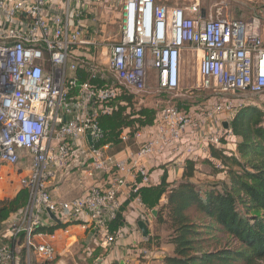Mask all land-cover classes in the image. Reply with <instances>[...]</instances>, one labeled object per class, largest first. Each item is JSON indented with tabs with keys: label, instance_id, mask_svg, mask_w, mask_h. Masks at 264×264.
<instances>
[{
	"label": "built area",
	"instance_id": "2783aa9c",
	"mask_svg": "<svg viewBox=\"0 0 264 264\" xmlns=\"http://www.w3.org/2000/svg\"><path fill=\"white\" fill-rule=\"evenodd\" d=\"M94 1L102 2L0 0V165L23 170L19 185L28 191L24 207L0 228V264H20L19 248L34 255L26 264H60L55 232H38L57 224L49 213L64 233L77 224L102 247L112 244L120 228L110 232L109 224L122 205L126 175L139 178L130 193L144 208L138 190L151 183L147 159L210 158V144L231 155L236 137L223 123L245 106L259 107L264 116L260 16L243 20L197 4L115 0L117 28L108 32L104 22L89 18ZM187 51L198 61L197 86L208 94L197 114L165 106L152 126L134 132L137 147L122 157L108 153V144L97 145L99 119L117 109L121 92L178 91ZM128 133L122 131V142ZM73 165L82 191L58 200L52 185L66 180ZM102 176L105 185L86 184Z\"/></svg>",
	"mask_w": 264,
	"mask_h": 264
},
{
	"label": "trees",
	"instance_id": "16d2710c",
	"mask_svg": "<svg viewBox=\"0 0 264 264\" xmlns=\"http://www.w3.org/2000/svg\"><path fill=\"white\" fill-rule=\"evenodd\" d=\"M150 95V94H148ZM135 96L121 92L117 109L99 119L103 138L97 145H124L120 135L129 129V140L136 130L152 126L157 110L144 105L136 108ZM124 102V104H120ZM188 109L187 104H176ZM236 137L231 155L214 144L210 158L186 159L180 180L167 182L166 170L157 185L142 186L138 194L147 209L157 207L156 219L167 223L173 246L161 264H259L264 261V116L257 106H245L230 121ZM219 162L221 178L213 182L194 181L196 163ZM200 161V162H198ZM217 175V174H214ZM133 196V195H132ZM131 196V197H132ZM28 191L21 188L11 199H0V228L24 207ZM164 197L165 202L159 204ZM109 224L115 232L124 224L122 212ZM65 226V225H64ZM62 224L40 227V233H53ZM24 253L20 264H24Z\"/></svg>",
	"mask_w": 264,
	"mask_h": 264
},
{
	"label": "crops",
	"instance_id": "0c3cea01",
	"mask_svg": "<svg viewBox=\"0 0 264 264\" xmlns=\"http://www.w3.org/2000/svg\"><path fill=\"white\" fill-rule=\"evenodd\" d=\"M190 54H192L190 51L184 53L185 63L186 55ZM132 150L131 147L125 145L122 150L114 154L116 157H122ZM185 156L186 154L181 155L168 163L155 158L147 159L146 163L151 175V183L142 184V186L157 185L164 170L167 173V182L180 180L184 169ZM198 165L200 164L196 163L195 165L194 181H198ZM72 170L74 171L70 172L66 180L53 183L51 191L56 199H71L81 193L82 190L76 179V172L78 173L79 171L74 165ZM134 180L138 182L139 178L134 179L132 176L126 175V183L119 193V200L122 204L129 198L130 200L122 212L124 224L120 227V232L115 237V242L102 247V245H98L100 241L97 242L96 240L98 239H94V235L90 229H82L77 224H70L67 233H64L62 229H56L54 231V246L56 256H60V260L58 261L60 264H67V260L72 262V264H79L90 259L95 264L97 262L100 264L102 259L105 264H161L163 258L172 253L173 246L169 242L170 230L167 223L157 222V207L147 209L146 207L139 206L135 199L136 196H132L130 193V186H132ZM105 181V176H102L94 180H88L86 184L105 185ZM164 202L165 198L162 197L159 204ZM148 210L151 212L152 210H156V214L150 217V214L147 213ZM14 215L10 218L14 217ZM143 219L148 220L146 236H143L137 225L138 221ZM141 248H146L148 253L142 255L140 253ZM75 249H77L76 252H74Z\"/></svg>",
	"mask_w": 264,
	"mask_h": 264
},
{
	"label": "rangeland",
	"instance_id": "374dc122",
	"mask_svg": "<svg viewBox=\"0 0 264 264\" xmlns=\"http://www.w3.org/2000/svg\"><path fill=\"white\" fill-rule=\"evenodd\" d=\"M102 2H96L92 4L93 15L89 16L96 18L101 22L105 23L106 31L114 32L117 28V11L114 9L113 4L115 0H101ZM159 2H164L169 5H179L192 7L198 5L199 8H206L215 10L219 8L225 15L235 18V19H246L250 16L258 15L261 20L264 22V0H158ZM107 10V13H106ZM104 20V21H103ZM99 26V22H95ZM200 53V52H199ZM193 54V52H192ZM186 55L185 71L183 74V79L181 80L180 88L177 92L169 93H154L150 95H135V99L138 100L136 103V108L139 105H144L151 107L160 111L167 105L176 106L177 103L181 102L182 104H187L188 109L182 108L183 111L190 112L192 115L197 114L199 108L207 101L208 94L202 92L197 86L198 84V75H197V64L198 61L195 58V55ZM195 54V52H194ZM154 85V84H153ZM109 147L107 152L110 154L117 153L122 150L126 145L135 149L137 147L134 140L130 139L124 145H112L108 144ZM198 165L197 179L200 182H213L221 178L222 173L217 172L218 168L210 164V162H205V159H202V162ZM0 174L3 175L2 180H0V199L6 200L11 199L14 195L21 189L19 185V178L24 174V171L21 169H16L10 166L0 165ZM217 174V175H214ZM165 227V226H164ZM100 245V244H98ZM101 246V245H100ZM73 248V247H72ZM104 249V248H103ZM77 249L74 250L76 252ZM24 253V264H26V259L29 257L34 261V255L32 251L29 255L24 251V249L19 248L18 254ZM102 254V252H101ZM100 255V254H99ZM103 255V254H102ZM100 257V256H99ZM103 258V256H102ZM60 260V256H56V262ZM67 264H72L67 260ZM79 262V261H78ZM79 264H95V262L90 259L83 263ZM96 264H99L98 262ZM100 264H105L104 260L100 261ZM259 264H264V261H261Z\"/></svg>",
	"mask_w": 264,
	"mask_h": 264
},
{
	"label": "water",
	"instance_id": "95a60500",
	"mask_svg": "<svg viewBox=\"0 0 264 264\" xmlns=\"http://www.w3.org/2000/svg\"><path fill=\"white\" fill-rule=\"evenodd\" d=\"M201 14H202V16L204 15V10H201ZM223 126H224V128H227L229 126V124L227 122H224ZM87 139H88L89 144H92L91 137L89 135H87ZM155 214H156V210H152V215L154 216ZM49 216L57 224L60 223L51 213H49ZM137 225H138L139 229L141 230L143 236H146L147 235L148 220H146V219L140 220V221H138Z\"/></svg>",
	"mask_w": 264,
	"mask_h": 264
}]
</instances>
